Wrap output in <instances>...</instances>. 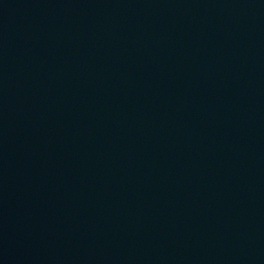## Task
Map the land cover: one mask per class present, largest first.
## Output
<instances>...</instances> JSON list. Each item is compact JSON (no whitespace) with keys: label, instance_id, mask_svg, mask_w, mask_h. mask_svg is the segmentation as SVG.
Masks as SVG:
<instances>
[{"label":"water","instance_id":"1","mask_svg":"<svg viewBox=\"0 0 264 264\" xmlns=\"http://www.w3.org/2000/svg\"><path fill=\"white\" fill-rule=\"evenodd\" d=\"M0 264H264V0H0Z\"/></svg>","mask_w":264,"mask_h":264}]
</instances>
